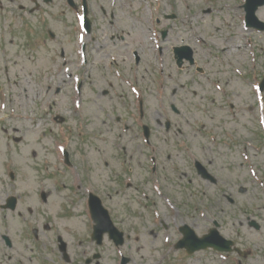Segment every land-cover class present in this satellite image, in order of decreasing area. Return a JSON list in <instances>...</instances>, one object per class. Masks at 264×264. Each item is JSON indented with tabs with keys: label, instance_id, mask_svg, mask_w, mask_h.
<instances>
[{
	"label": "flooded vegetation",
	"instance_id": "af4514ba",
	"mask_svg": "<svg viewBox=\"0 0 264 264\" xmlns=\"http://www.w3.org/2000/svg\"><path fill=\"white\" fill-rule=\"evenodd\" d=\"M127 1L0 0V264H100L103 253L99 248L107 242L114 246L109 232L95 229L90 207L92 194L104 197L92 183L88 161L82 156L75 162L70 149L75 132L79 137L90 132L87 128L92 122L88 117L92 111L97 112L93 102L100 106L124 95L117 92L121 87L117 89L115 84L124 88L128 82L139 89L138 96L133 94L136 107H126V114L135 112L141 122L147 115L143 85L139 84L141 65L148 55H163L164 49L156 48L154 37L150 45L143 43L147 37L139 26L141 17H136L130 5V12L123 13ZM209 2L206 0V7ZM231 4L233 20L242 18L247 33L264 37V0H232ZM224 7L221 5L219 11ZM211 11L203 8L204 14ZM83 18L86 29L81 31L79 21ZM156 23H161L160 18ZM157 29L152 21L148 31ZM134 31L139 43L130 35ZM158 32L162 42L170 40V28ZM171 49L176 97L170 105L179 119L177 135L165 136L163 142L168 146L167 160H172L176 152L179 179L195 189L191 196L196 198L184 217L185 223L204 238V249L197 253L204 254V264H264V89L260 86L263 79L252 76L253 102H230L220 79L221 70L201 56L202 48L185 43L174 44ZM185 69L187 77L182 82L180 74ZM165 74L160 71V78ZM153 83L156 87V76ZM160 83L164 86L161 80ZM180 86L187 91L183 97ZM86 90L93 102L90 96L85 97ZM129 90L132 93L131 86ZM69 119L77 121L75 127ZM39 124H44L42 133L38 131ZM138 124L145 132L147 123ZM155 125L162 128L163 121L157 120ZM186 126L193 133H185ZM124 127L130 128L129 124ZM164 127L166 133L172 131L171 119H166ZM149 128L150 137L140 144L145 158L137 160L129 155L121 162L138 163L135 168L124 169L131 178L136 168L144 169L142 164L149 157L152 183L154 176L162 173L158 146L162 141L153 138V128ZM98 129L96 125L90 133ZM45 138L51 146L40 149V140ZM29 146L34 148L23 149ZM114 147L128 152L126 144ZM40 153L52 154L48 163L50 168L55 163L56 170L47 178L35 179L33 172L44 167L37 162ZM59 172L67 175V181L71 179L70 184L56 178ZM76 173H80L77 182ZM50 177L57 181L54 189L48 188ZM66 190L69 193L62 196L61 192ZM210 191L213 195H209ZM79 195L80 200L84 199L82 215L87 225L83 238L80 231L68 227L72 218L78 217L73 211ZM239 195H245L244 200L237 199ZM219 202L225 206H219ZM145 210L154 211L153 202ZM126 237L130 239L132 232ZM179 252L188 255L184 248Z\"/></svg>",
	"mask_w": 264,
	"mask_h": 264
},
{
	"label": "rangeland",
	"instance_id": "374dc122",
	"mask_svg": "<svg viewBox=\"0 0 264 264\" xmlns=\"http://www.w3.org/2000/svg\"><path fill=\"white\" fill-rule=\"evenodd\" d=\"M230 1L232 2V0H210L207 7L206 0H133V2L128 0L125 4L126 8H124L123 13L126 14L130 5L132 6L130 10L132 11V8L135 10L133 11L136 13V17L139 19L141 17L139 26L142 28L141 31H146L143 34L147 37L143 43L150 45V39L155 38L156 48L162 47L164 53L158 58L154 55H148L149 58L144 60L141 65L142 79L139 84L143 85V95L147 109V115L142 122L135 112L132 115L126 114L125 109L126 107L130 108L132 105L136 107L133 104L134 96H138L137 90L139 89L135 85L126 82V87L123 88V85L115 84L117 89L121 87V90H117V92L122 91L124 95L121 97L116 96L110 99L109 102H102L100 106L95 105L91 94H87L89 89L86 90L85 97H91L93 107L97 110V112L92 111V114L89 115L88 119L92 124L89 123L87 130L91 132V129L96 125L100 129L96 133L89 132L82 137H79L78 133L75 132L74 143L70 150L74 153L75 162H78L82 156L85 161H88L92 183L100 189L101 195L105 199V205L111 210L112 217L117 221L119 228L124 230L126 234L132 232V237L124 247L115 248L112 243L107 242L105 246L99 248L100 252L103 253V258L99 261L100 264H120L119 260L122 255L130 257L129 264H160L159 261L163 260L160 253L169 254L167 252L168 246L165 244L171 243L175 240V237H178L179 227L187 221L184 212L189 209L193 199L196 198V196H191L192 188L188 187L187 182L179 179L180 166L178 158L175 157L176 152L172 160H167L166 147L168 146L163 142L165 136L177 135L176 126L179 119L175 116L170 105L175 102L176 97L173 93L175 88L173 78L176 75H172L174 67H171L173 61L170 55L172 45L189 43L195 49L202 48L201 56L206 61L209 60L212 66L214 64L217 69L221 70L220 79L223 81L225 90L229 93L228 100L240 105L244 102H253L252 76L257 75L259 80L264 78V50H262L264 37L258 33H255V37L250 35L249 32L247 33L242 18L233 20V5ZM221 5L226 6L223 11H219ZM237 6L239 7V5ZM203 8H206V11H212L204 14ZM167 14L176 17L167 19L164 16ZM129 15L131 14L129 13ZM158 18L161 20L160 24L156 23ZM152 21L155 22V26L158 28L156 31H148ZM162 28H170L171 31L170 40L166 42H162L158 32ZM135 32L130 33L134 38H136ZM110 33L112 34L113 31L110 30ZM110 33L108 32V34ZM190 36H192V39H190ZM136 39V42L139 43V39ZM153 71L155 73L152 75ZM160 71L166 72L162 79L160 78ZM186 72L187 69L180 74L182 82L187 77ZM128 73L131 76L129 71ZM109 76L112 75L109 74ZM155 76L156 87L153 83ZM158 79L161 80L164 86ZM115 80L113 77V81ZM129 86L132 88V93H130ZM179 93L183 97L187 94V91L180 86ZM106 112H108L107 115ZM201 116L206 115L201 114ZM167 118L171 119L173 127L172 131L168 133L164 129ZM157 120L163 121L164 128L155 125ZM144 122L153 128L152 137L162 141V145H158L161 147L162 173L156 174L152 183L149 181L151 178L150 168L148 167L151 164L149 157L148 162L142 164L144 169L136 168L131 178L127 176V173H124V169L126 170L129 166L135 168L138 163L121 162L125 158L128 159L129 155L136 156L137 160L142 157L145 158V155L141 154V149L144 147L140 145L141 141L145 140L144 132L142 126L138 124ZM69 123L74 124L75 127L77 121L69 119ZM44 124H39V133H42ZM125 124H129V130H127L128 128L125 129ZM184 129L187 134L193 133L190 126H186ZM54 130L56 132L57 128ZM109 130H112V132ZM57 135L60 136L58 132ZM80 138L83 139V143L79 141ZM106 138L108 139L106 140ZM117 141L121 145L126 144V151L128 152L118 151L114 147L118 144ZM40 144V149L51 146L47 138L41 139ZM35 147L38 148V145H35ZM32 148L34 147H23L24 150ZM38 157L37 162L44 167L39 171L35 170L33 175L35 179L41 176L47 178L51 171L55 172L56 170L55 163H51V168L48 163V159L53 158V156L52 154L40 153ZM59 160L62 161V158H59ZM173 163L174 165H171ZM173 168L177 169L173 170ZM174 171L176 174H173ZM79 174H75V182L78 181ZM56 178L70 184L71 179L67 181L66 174L59 172ZM121 178H124L125 182H130L132 186L128 187L122 184ZM172 179L176 182H172ZM56 183V179L50 177L48 188L54 189ZM239 187L240 185L236 189ZM192 191H195V189ZM67 193H69V190L61 192V195ZM213 193L210 191L209 195H213ZM81 196L77 197L79 201L75 202L77 205L74 208L75 211H73L78 214V217L72 218L71 225L69 224L68 227L72 226L71 228L74 231H80L83 238L87 230L82 215L84 199H79ZM244 198L245 195H239L237 199L244 200ZM152 202L154 211H146L145 209L147 206L150 208ZM62 203H64V200ZM218 205L225 206L223 202H219ZM60 207L63 209L62 205ZM67 222L69 223V221ZM167 239H169L168 242ZM181 255H183L182 252H173L161 264H201L197 257H201L202 254H197L193 258ZM202 264L204 263L202 262Z\"/></svg>",
	"mask_w": 264,
	"mask_h": 264
},
{
	"label": "bare ground",
	"instance_id": "6f19581e",
	"mask_svg": "<svg viewBox=\"0 0 264 264\" xmlns=\"http://www.w3.org/2000/svg\"><path fill=\"white\" fill-rule=\"evenodd\" d=\"M239 33H240V31H239ZM224 50H225V49H224ZM226 50H227V49H226ZM226 50H225V51H226Z\"/></svg>",
	"mask_w": 264,
	"mask_h": 264
},
{
	"label": "water",
	"instance_id": "95a60500",
	"mask_svg": "<svg viewBox=\"0 0 264 264\" xmlns=\"http://www.w3.org/2000/svg\"><path fill=\"white\" fill-rule=\"evenodd\" d=\"M122 242V241H121Z\"/></svg>",
	"mask_w": 264,
	"mask_h": 264
}]
</instances>
